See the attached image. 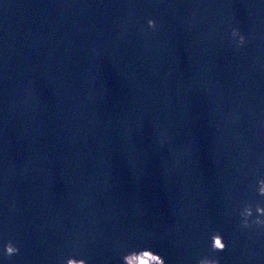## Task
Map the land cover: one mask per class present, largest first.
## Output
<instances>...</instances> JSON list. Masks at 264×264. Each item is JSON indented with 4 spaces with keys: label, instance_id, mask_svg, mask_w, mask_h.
I'll return each mask as SVG.
<instances>
[{
    "label": "clouds",
    "instance_id": "clouds-1",
    "mask_svg": "<svg viewBox=\"0 0 264 264\" xmlns=\"http://www.w3.org/2000/svg\"><path fill=\"white\" fill-rule=\"evenodd\" d=\"M149 28L156 27V21L149 19L147 21ZM231 35L234 39L238 38L237 44L242 47L246 42V37L242 35L238 29L233 28ZM257 193L264 197V178L256 182ZM241 217V226L244 228L251 227L253 224L264 227V206L256 204L255 207L251 203L245 204L239 210ZM227 245L223 235L218 230H213L210 234V252L220 253L225 251ZM19 253V248L9 241L5 245V255L12 257ZM153 261V264H166L165 258L151 248H142L140 250H131L122 256V264H148V261ZM66 264H88L86 259L68 258ZM197 264H220V259L217 256L209 255L198 260Z\"/></svg>",
    "mask_w": 264,
    "mask_h": 264
}]
</instances>
